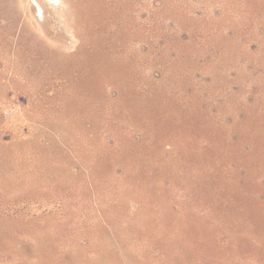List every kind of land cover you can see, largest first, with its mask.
<instances>
[{
    "label": "rangeland",
    "instance_id": "obj_1",
    "mask_svg": "<svg viewBox=\"0 0 264 264\" xmlns=\"http://www.w3.org/2000/svg\"><path fill=\"white\" fill-rule=\"evenodd\" d=\"M0 264H264V0H0Z\"/></svg>",
    "mask_w": 264,
    "mask_h": 264
},
{
    "label": "bare ground",
    "instance_id": "obj_2",
    "mask_svg": "<svg viewBox=\"0 0 264 264\" xmlns=\"http://www.w3.org/2000/svg\"><path fill=\"white\" fill-rule=\"evenodd\" d=\"M38 10L41 11V9L38 7Z\"/></svg>",
    "mask_w": 264,
    "mask_h": 264
}]
</instances>
